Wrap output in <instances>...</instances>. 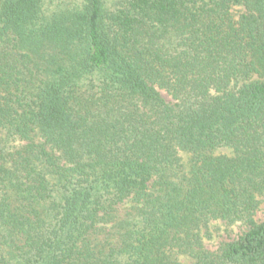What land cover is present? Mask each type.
<instances>
[{
	"label": "trees",
	"instance_id": "trees-1",
	"mask_svg": "<svg viewBox=\"0 0 264 264\" xmlns=\"http://www.w3.org/2000/svg\"><path fill=\"white\" fill-rule=\"evenodd\" d=\"M263 196L264 0H0V264H264Z\"/></svg>",
	"mask_w": 264,
	"mask_h": 264
},
{
	"label": "rangeland",
	"instance_id": "rangeland-1",
	"mask_svg": "<svg viewBox=\"0 0 264 264\" xmlns=\"http://www.w3.org/2000/svg\"><path fill=\"white\" fill-rule=\"evenodd\" d=\"M256 219L258 221H264V196L262 197L260 208L256 213ZM246 229V225L241 222L228 224L222 220H215L211 226L212 236L205 238V245L215 250L222 242L237 239Z\"/></svg>",
	"mask_w": 264,
	"mask_h": 264
}]
</instances>
